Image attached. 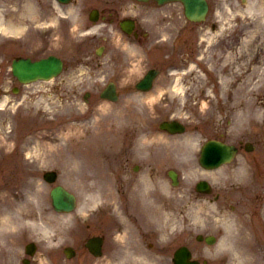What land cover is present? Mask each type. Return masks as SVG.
I'll return each mask as SVG.
<instances>
[{
    "label": "rangeland",
    "instance_id": "rangeland-1",
    "mask_svg": "<svg viewBox=\"0 0 264 264\" xmlns=\"http://www.w3.org/2000/svg\"><path fill=\"white\" fill-rule=\"evenodd\" d=\"M124 1L127 2V13L135 15L136 12H141L142 5L137 4L135 0ZM92 3H96V0H76L74 4L67 6H59L55 0H0V23L22 26L24 34L31 40L35 39L37 35H43L42 27L47 24L50 50L57 51L55 45L63 41L66 43L67 48L62 53L65 57L70 58V55L74 52L79 56L77 49L82 41H77L78 36H75L77 29L75 28L79 25V28H82L83 24L89 21L84 19L83 16L77 20H73V18L63 19L60 13L73 11L74 6H80L82 10H85ZM145 7L151 8L149 5H145ZM157 15L158 19H156ZM144 18L149 19L146 22L147 24L149 22V28L158 30V49L155 47V49L149 48L154 37L149 39L144 48L143 45L138 46V52L140 53L138 59L133 56V63H125V66L128 64L129 72L132 75H141L145 69L156 65L158 57L163 55L164 58L163 52L172 47V33L176 30L173 24L182 22L181 19L174 22H170V19L166 17L161 19L160 12L158 10L152 11V8ZM163 37L168 39L164 40ZM0 38L2 40L9 39L1 33ZM114 43L111 46L109 45L110 51L106 54L94 55L95 63L97 66L102 67H96L93 71L92 67H88L90 66L88 65L90 59L80 57L78 64L69 60V64H72L70 66L76 67L75 75L68 80L69 82L62 83V79L58 78L43 86V88L46 87L43 90H41L42 85L28 87L33 91L32 93H39L37 97H28V105H33L32 108L34 109H27L25 106L19 109L12 103H7L0 108V264H60L64 261L75 264H106L103 263L105 254L103 257L96 258L85 247V240L94 231H99L107 222H104L103 225L96 223L92 227L90 218L85 220L84 218L88 217L91 208L95 207L98 201L108 198H113L114 205L119 209L121 202L124 200L119 198L121 193L116 192V195L111 196L117 178L116 170L123 163L158 161L159 159L175 165L182 172L184 169L186 174L187 166L197 167L195 164L198 162L199 157V143L184 145L187 153L185 151L178 153L180 157L177 159V156L174 157L173 152L170 150L168 154L158 150V147H156L158 146V135L162 132L159 123L163 119L177 117L188 125L186 133L178 134L173 138H182V136L193 133L192 131L201 123L198 142H203L208 136L216 135L219 132V127H222L221 137L228 142L248 139L256 141L258 145L264 142V128H260V130L251 128L253 125L250 122L256 113V104L253 97H251V100L244 99L243 103L238 104L230 101L238 98V96H235V92H238L237 86L230 87L229 92L222 87L215 91V96H211V99L203 101L202 104H196L189 102V99L194 97L189 92L197 93L196 85H193V82L185 78L171 80L170 82V77L181 74H162L158 79V93L137 91L132 86L134 80L125 79L124 75L121 80L115 76L123 89L121 99L115 103L101 99L98 90L100 91L105 85L103 79L114 78L110 76L111 72L109 71L114 65L109 58L112 57L114 60L120 58L117 42ZM0 50L4 49L1 48ZM13 50L19 52L18 46L15 49L6 47L5 51L0 52V57L7 56V58H10V55H12L10 51ZM122 52L123 50L120 53L122 54ZM131 52L130 50L129 55H132ZM165 59L167 61L171 58L165 57ZM0 63L4 62L0 61ZM166 63H171V60ZM228 70V75H232L230 66H228ZM188 75L190 74H184L183 76ZM182 80L189 83V85L192 84L191 87H186L183 91L174 89L175 84ZM164 82H169V85H165ZM203 85H205V82L201 81V86L203 87ZM86 89L94 92L90 101L82 99L83 92ZM243 89L244 96L245 94H252L251 90ZM219 97L223 102L217 104L221 101L218 100ZM153 100H169L170 103L152 104L151 101ZM33 102H41L47 105L48 120L52 116L58 117L60 120L55 125L57 126L62 121L58 126L59 128L51 126L52 129L48 130L40 120L43 117V112L38 111L37 105L39 103L35 104ZM126 106L132 107L131 115L127 114L125 116L122 114ZM242 106L245 107L247 113L244 125L238 119L237 113V110L241 109ZM57 110L61 113L58 114L59 111ZM15 114L16 118L13 120ZM73 123L79 124L74 129L77 135L82 133L81 136L78 135L75 139V144L80 147L81 153H87L93 149L85 142L80 145L79 142L81 143L83 139L89 140V136L93 135H97L104 143L106 139L104 151L107 156V163L105 162L104 168L96 165L87 166L83 160L84 156L82 157L80 154L78 159L80 161L75 163L68 161V170L65 168L66 166L62 168L60 165L63 164L56 162V160L48 163L50 160L45 157L46 149L55 143L60 144L61 148H65L66 140L61 139L62 134L65 132L64 126ZM110 127L114 128L110 129ZM128 131L133 133L129 136ZM137 133L140 136L139 140L143 143L142 146L140 145L141 149L134 147L132 143L134 134ZM103 135H107V137L103 138ZM124 135L127 136L125 145ZM165 146L167 144H164ZM131 148L133 149L132 153ZM69 149L71 150L70 144ZM177 149L180 151L184 148L177 147ZM244 152L246 153H241L234 159V163L230 168L224 170L227 176L234 175L236 166L240 163H246L247 168H249L248 162L251 160L252 154L247 151ZM130 154L131 156H129ZM140 155L144 157L139 158ZM185 156H188L187 160L184 158ZM72 165L74 166L72 167ZM226 167L228 166L223 168ZM47 169H57L59 171V178L56 183L50 184L43 179L42 174ZM90 173L98 175L90 178ZM250 173L251 170L242 175L236 174L233 178H226L222 188V191L226 193V199L221 202L222 204H226L230 200H239L236 198L238 193L230 188L233 184H238V181L242 183L241 185L245 189L251 187L252 178H249ZM26 176L30 177L28 181H26ZM247 179H249L248 182H246ZM193 181L184 178L177 187L172 188L175 197L171 200L162 201V198L158 200V220L164 222L171 220L172 223H170L169 228L161 230L160 233L163 238L168 235L170 237L178 236L180 240H183L187 229L188 212L194 207L209 210V214L206 215L205 219L210 220L211 224H220V222L215 221V213L212 206L209 205V199L206 202L203 197L200 200L195 199L194 203L189 202V189ZM57 183L63 184L78 195V205L73 212H58L53 208L50 190ZM199 202H202L201 205H199ZM249 202L251 201H242L238 211L246 213L248 209L251 210L250 205H245ZM106 207L105 210H107ZM116 207L114 208L116 209ZM162 208H165L166 211L160 212ZM169 210L172 214H170V217H165L167 214L165 212L170 213ZM225 210L227 217H236L237 212L231 213L229 205L225 207ZM83 213L85 216H83ZM108 216L112 217L110 219L116 218V215L112 213H109ZM99 217H101V220L105 219L102 214ZM33 222L37 225L36 229L32 227ZM24 225L30 226L31 230L23 231ZM235 227L238 230L240 226L235 225ZM231 233L232 237L236 235V231L233 229ZM244 234H247L246 229ZM46 236L51 238L49 239ZM31 239L38 241L37 249L32 256L25 252V245ZM245 240L249 241L251 239ZM67 245H73L76 248V254L70 258L63 252L64 247ZM49 248L52 250H49ZM25 257H29V263L23 262ZM98 260H101V262Z\"/></svg>",
    "mask_w": 264,
    "mask_h": 264
},
{
    "label": "flooded vegetation",
    "instance_id": "flooded-vegetation-1",
    "mask_svg": "<svg viewBox=\"0 0 264 264\" xmlns=\"http://www.w3.org/2000/svg\"><path fill=\"white\" fill-rule=\"evenodd\" d=\"M256 8H264V4L261 0H256ZM108 4L111 2H105L103 8L104 11L108 8ZM104 11L102 15H104ZM101 14V13H100ZM112 19V18H109ZM238 41H241L239 39ZM6 71L0 67V84L4 82L7 78L5 75ZM11 77L10 81L12 82V87H17L18 80L13 76V73L10 72ZM14 90V89H13ZM21 95V93L16 94ZM144 219L139 218L138 216L129 218L128 225H121L116 227H111L114 229L109 233L108 236V245L109 251L111 254V260H117V262L123 263L132 261L137 257V248L142 246H149L152 249H158V230L152 222L151 218L149 219L148 224H145ZM117 230H121V235L119 236Z\"/></svg>",
    "mask_w": 264,
    "mask_h": 264
},
{
    "label": "bare ground",
    "instance_id": "bare-ground-1",
    "mask_svg": "<svg viewBox=\"0 0 264 264\" xmlns=\"http://www.w3.org/2000/svg\"><path fill=\"white\" fill-rule=\"evenodd\" d=\"M4 23L0 24V27L3 30H6L7 32H17L19 31L17 29L16 26L14 25H6ZM53 80V79H52ZM178 90H183V87H178ZM7 104V98H3L0 101V108H2L3 106H5ZM132 111V107L130 106H126L124 111H123V115L127 116V114L129 112ZM238 117L242 120V122H244L245 119V112L244 111H239L238 113ZM79 126V124H67L65 125V132L62 134L61 139H65L66 140V147L65 148H61V145L58 143L53 144L52 146H48L49 148L46 149L45 151V157L50 160L48 163L53 162V160L59 159L62 162H65L66 164H68V161H73V163H75L76 161H80L79 159V154L84 156L83 160L85 162V164L87 166L90 165H96L98 167H102L104 166L105 160H104V150L102 149L105 145L103 143V141L100 138H97V136H95L97 139H95L94 141H88L87 144L90 145L91 147H93V149L87 153H81L80 147L75 144V139L79 136L82 135V133H78L74 131V129H76ZM114 127H110V129H113ZM85 134V133H83ZM162 139V138H160ZM194 142L195 138L192 137H188L186 138V142ZM71 146V150L69 149V144ZM45 160V159H44ZM74 165H72L73 167ZM68 169H69V165H68ZM96 173H93L90 177H95ZM97 196V195H96ZM36 223L33 222L32 227H34L36 229ZM61 231V229H60Z\"/></svg>",
    "mask_w": 264,
    "mask_h": 264
},
{
    "label": "water",
    "instance_id": "water-1",
    "mask_svg": "<svg viewBox=\"0 0 264 264\" xmlns=\"http://www.w3.org/2000/svg\"><path fill=\"white\" fill-rule=\"evenodd\" d=\"M203 5L200 4V2L198 3V9L202 10ZM55 61V60H54ZM54 63L52 62V59H45L42 62H38L36 63V69L33 70L35 72V74H37L38 72H43V75L45 77H50L52 76L55 72H57V70H59L60 64L58 63V61H56V66L57 69H55L53 67ZM55 69V70H54ZM30 70V67L28 66L27 71ZM144 83H148L149 84V78H146ZM148 86V85H147ZM53 196H54V205L56 208L58 209H69L71 207H73L74 204V198L69 195L68 193H63V191L59 188L55 189L53 191Z\"/></svg>",
    "mask_w": 264,
    "mask_h": 264
}]
</instances>
